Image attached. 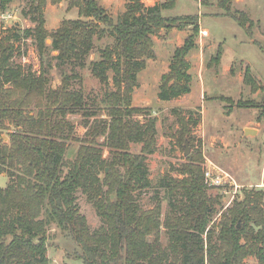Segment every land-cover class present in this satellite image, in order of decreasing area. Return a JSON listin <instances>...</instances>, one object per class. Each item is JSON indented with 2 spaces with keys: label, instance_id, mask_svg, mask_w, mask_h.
Returning <instances> with one entry per match:
<instances>
[{
  "label": "trees",
  "instance_id": "trees-1",
  "mask_svg": "<svg viewBox=\"0 0 264 264\" xmlns=\"http://www.w3.org/2000/svg\"><path fill=\"white\" fill-rule=\"evenodd\" d=\"M15 1L0 0V12H7ZM66 1L78 8V19L64 20L49 32L47 0H28L24 15L34 26L0 38V174L9 178L8 185L0 188V264H51L47 249L53 227L74 242L75 258L82 264H247L250 257L254 264H264V191H244L242 200H234L220 213L219 195L208 194L204 183L199 152L177 170L180 178L162 180L163 199L171 208L164 221L159 201L143 210L135 196L138 187L149 184L146 159L156 143L155 120L144 124L131 120L143 111L131 106L137 76L147 60L155 58L152 36L161 30L190 29L161 76L158 97L170 101L189 94L187 58L195 48L198 15L164 17L162 11L173 8L175 0L153 6L126 0V11L114 20L96 0ZM227 15L246 30L252 24L242 12ZM21 36L35 41L37 71L12 62L13 42ZM95 37H108L112 43L99 50L97 60L88 62ZM221 57L222 45H218L209 65L218 66ZM53 60L61 77L56 88L50 87ZM86 65L107 87V72L113 74L114 90L105 92L100 101L104 118L97 119L94 104L87 106L81 86L73 88L75 82L81 84L79 71ZM243 81L252 92L260 89L248 66ZM74 114L82 116L83 138L68 119ZM178 123L181 141L192 143L189 121L179 116ZM69 141L79 146L67 162ZM131 144H142L139 154L130 151ZM103 149L108 150L107 157ZM78 191L102 218L99 229L90 231L79 212ZM161 230L166 245L161 243Z\"/></svg>",
  "mask_w": 264,
  "mask_h": 264
},
{
  "label": "rangeland",
  "instance_id": "rangeland-1",
  "mask_svg": "<svg viewBox=\"0 0 264 264\" xmlns=\"http://www.w3.org/2000/svg\"><path fill=\"white\" fill-rule=\"evenodd\" d=\"M108 15L114 20L120 18L126 11V0H96ZM144 6L160 5L168 0H141ZM29 8L28 0H16L10 4L5 13L0 12V38L13 35L24 29L32 28L34 24L25 17ZM231 14L244 13L252 22L248 30L242 28ZM164 17H180L198 15L199 32L194 37L195 48L187 60L190 64L188 73L191 76V91L189 94L161 101L158 97L161 76L168 72L173 52L190 36V29L184 31L161 30L152 36L155 58L147 60L146 68L137 76V86L132 94L131 106L143 110L131 117L134 122L146 123L150 118L155 120L156 143L152 154L147 156V187H138L135 192L141 209L148 210L161 204V220L171 213L167 201L163 199L162 180L180 178L177 172L191 154L200 153L205 169L218 167L227 173L238 186L234 200L243 199L244 191H264V0H175L171 9L163 10ZM80 17L78 8L69 7L66 0L53 4L47 0L45 7V27L49 32L55 31L64 20H74ZM248 25V23H247ZM20 30V31H19ZM200 31H207L201 36ZM51 41L48 39L46 45ZM95 47L88 58L97 60L99 50L110 45L108 37L94 39ZM12 62L25 68L31 67L37 71L40 58L32 37L15 40ZM218 45H222V57L218 66L209 65L215 56ZM52 56L56 52L51 53ZM52 61L50 70V87L56 88L61 77ZM250 68L260 89L252 92L243 81L246 67ZM233 71H230V69ZM81 84L75 82L73 88H83L86 94L87 106L94 104L99 113L97 119L104 118L105 111L100 101L105 92L114 90L112 72H107L109 86H105L95 78L89 65L79 71ZM220 96L230 101H223ZM250 102V103H246ZM240 103L241 106H237ZM250 104V105H248ZM179 116L189 121L188 127L193 142L188 139L181 141ZM68 119L76 125L80 136L86 132L80 114L69 115ZM94 119V118H91ZM193 120V121H192ZM194 121L196 124H194ZM253 129L255 135L244 136V129ZM3 140L7 141L6 133ZM5 137V139H4ZM189 148L188 156L184 155L185 142ZM66 161L72 159L78 142H68ZM142 144H131L130 151L139 154ZM103 156H108V150L103 149ZM108 172V170H106ZM104 172H101L103 175ZM9 178L0 174V188H5ZM228 195L222 189L208 188V194L219 195L222 208H227ZM232 192V191H231ZM179 197L173 199L177 201ZM233 200V201H234ZM76 204L79 212L86 218L90 231L103 226L104 222L97 210L81 191L76 193ZM231 206V204L229 205ZM228 206V207H229ZM220 214L213 217L218 220ZM162 230H164L162 228ZM161 230V243L166 245V236ZM47 255L51 264H82L75 258L77 246L58 228L49 230ZM247 264L256 260L247 258Z\"/></svg>",
  "mask_w": 264,
  "mask_h": 264
},
{
  "label": "built area",
  "instance_id": "built-area-1",
  "mask_svg": "<svg viewBox=\"0 0 264 264\" xmlns=\"http://www.w3.org/2000/svg\"><path fill=\"white\" fill-rule=\"evenodd\" d=\"M201 36H206L207 31H200ZM204 183L208 188L222 189L224 195H228L226 188H229L230 198L226 203L227 207L232 204L234 196L237 193V189L240 187L236 182L224 171L220 170L218 167L213 166L212 168H206L204 172ZM232 191V192H231Z\"/></svg>",
  "mask_w": 264,
  "mask_h": 264
},
{
  "label": "water",
  "instance_id": "water-1",
  "mask_svg": "<svg viewBox=\"0 0 264 264\" xmlns=\"http://www.w3.org/2000/svg\"><path fill=\"white\" fill-rule=\"evenodd\" d=\"M256 134V131L253 130V129H244V136H247V135H255ZM5 139V137H4ZM187 145V141L185 142V147H184V155L185 156H188L189 154V148L186 146Z\"/></svg>",
  "mask_w": 264,
  "mask_h": 264
}]
</instances>
